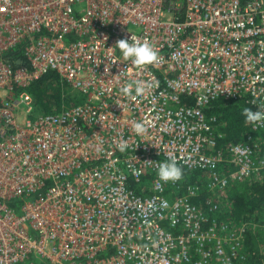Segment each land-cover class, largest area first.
<instances>
[{
    "label": "built area",
    "instance_id": "1",
    "mask_svg": "<svg viewBox=\"0 0 264 264\" xmlns=\"http://www.w3.org/2000/svg\"><path fill=\"white\" fill-rule=\"evenodd\" d=\"M133 35L158 63L123 58ZM49 75L82 101L34 116ZM133 80L159 86L133 100ZM217 100L264 109V0H0V264L245 261V223L218 217L230 188L264 182V124L219 148ZM170 157L183 176L159 181ZM197 171L206 188L186 182Z\"/></svg>",
    "mask_w": 264,
    "mask_h": 264
},
{
    "label": "trees",
    "instance_id": "2",
    "mask_svg": "<svg viewBox=\"0 0 264 264\" xmlns=\"http://www.w3.org/2000/svg\"><path fill=\"white\" fill-rule=\"evenodd\" d=\"M246 2L247 0H242ZM7 59L13 62L16 66L24 64L23 55L21 52H13L7 55ZM55 75H49L41 81L35 83L29 90L37 100L38 110L43 113H54L60 111L64 106L71 103H81V97L70 94L68 90L63 88ZM52 90V94H49ZM254 108L245 102L217 100L210 104L207 111L208 116H218L222 121L227 123L224 128L225 139L220 144L219 148L230 142H239L245 133L251 132L253 137H257L260 132L253 131L248 123H245V117L242 114L244 108ZM262 136V135H261ZM263 137V136H262ZM261 146V157L264 159V138ZM218 148V149H219ZM206 171H197L194 173H185L187 183L198 184L200 188H206L207 174ZM206 200V195L202 194L199 199L194 200L195 203H201ZM225 200L230 205V214L219 216L218 220L229 219L237 223H245V239L244 252L245 261L237 262L236 264H264V255H261V243L256 238V234L249 228L248 225L261 222L264 225V182L245 183L236 185L227 191ZM10 207L19 210L22 203L18 200L11 201ZM251 227V226H250Z\"/></svg>",
    "mask_w": 264,
    "mask_h": 264
},
{
    "label": "clouds",
    "instance_id": "3",
    "mask_svg": "<svg viewBox=\"0 0 264 264\" xmlns=\"http://www.w3.org/2000/svg\"><path fill=\"white\" fill-rule=\"evenodd\" d=\"M115 47L119 48L125 60H130L137 67L154 65L159 62V55L154 46L146 40L141 42L134 35L130 41L128 39L119 40ZM158 86L159 82L154 80H133L126 83L120 89V92L124 96L131 97V99L135 100L137 97L146 96ZM242 114L245 117V123H251L253 125L264 124V109L257 108L253 110L252 108L246 107L243 109ZM132 131L136 135L142 136L146 131L144 123L141 121L133 122ZM116 148L121 153H124L129 148V143L127 140L121 139L116 145ZM157 175L159 181L175 182L182 178L183 168L175 157H170L159 164Z\"/></svg>",
    "mask_w": 264,
    "mask_h": 264
},
{
    "label": "rangeland",
    "instance_id": "4",
    "mask_svg": "<svg viewBox=\"0 0 264 264\" xmlns=\"http://www.w3.org/2000/svg\"><path fill=\"white\" fill-rule=\"evenodd\" d=\"M49 94H52V90L49 91ZM23 112H25V108H23ZM44 114L41 110H38V107H36V110L34 112V116ZM227 195V193H226ZM227 205L230 207V205L227 203ZM251 226V227H250ZM249 228H252V231L256 234V238L261 243V255H264V225H261V222L256 223L254 225L250 224L248 225Z\"/></svg>",
    "mask_w": 264,
    "mask_h": 264
},
{
    "label": "crops",
    "instance_id": "5",
    "mask_svg": "<svg viewBox=\"0 0 264 264\" xmlns=\"http://www.w3.org/2000/svg\"><path fill=\"white\" fill-rule=\"evenodd\" d=\"M50 91V90H49Z\"/></svg>",
    "mask_w": 264,
    "mask_h": 264
}]
</instances>
